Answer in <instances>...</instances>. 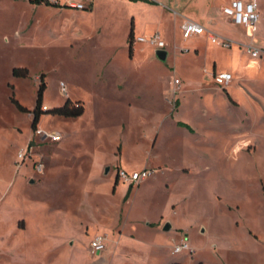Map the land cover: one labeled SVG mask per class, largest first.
I'll return each instance as SVG.
<instances>
[{
    "label": "rangeland",
    "instance_id": "rangeland-1",
    "mask_svg": "<svg viewBox=\"0 0 264 264\" xmlns=\"http://www.w3.org/2000/svg\"><path fill=\"white\" fill-rule=\"evenodd\" d=\"M25 1L0 0V264H102L110 254L114 264H264V68L240 73L252 81L234 99L198 82L214 57L218 67L232 52L253 60L246 29L207 26L232 49L177 32L165 60L152 61L146 42L131 59L111 45L119 38L50 37L45 23L56 32L60 17L45 16L30 43ZM68 100L83 114L54 115ZM145 168L153 174L140 184L118 178ZM96 234L108 238L104 255L90 251ZM183 240L192 252L175 254Z\"/></svg>",
    "mask_w": 264,
    "mask_h": 264
},
{
    "label": "crops",
    "instance_id": "crops-1",
    "mask_svg": "<svg viewBox=\"0 0 264 264\" xmlns=\"http://www.w3.org/2000/svg\"><path fill=\"white\" fill-rule=\"evenodd\" d=\"M14 1L18 0H13V2ZM230 1L231 0H91L90 8L85 11L62 8L43 2L33 3L31 0H26L24 3H27V5L31 7L33 13V16L28 17L26 21L27 25L31 26L28 29V39L30 43L31 38H36L37 36L35 33V26L41 24L43 20H45V16H48L49 18L60 17L62 21H60L59 28L56 32L53 31L54 29L51 27V21H49L51 23L48 25L45 23L50 37L54 36L55 33L59 31L62 36L68 38V40L79 37L80 46L86 45L91 39H94L97 36L100 38L103 36L112 37L113 39L119 38L118 40L113 41L111 45L117 44V46L128 48L129 57L133 59L136 56V53H139V50H144L143 48L135 49V46L138 45V37H147L159 33L162 40L166 43L164 49L166 50L168 45L171 44L170 38L172 34L178 32L179 35L181 34L183 37L181 25L185 19H191L200 24L207 23L205 27L208 26L211 29H223L227 25H233L232 21L222 12V8L227 6ZM255 1L258 4L260 15L258 31L256 34H252L248 28L244 27L248 33V38L241 41L244 43H242V45L251 44L262 50V56L254 58L247 51H244L253 59L244 63L241 62L242 60L238 58L236 53L232 52L229 55L230 61L222 63L224 65L223 67H218V62H221L219 59H216L215 57L212 58L208 63L207 68L203 67V69H200V78L198 82L201 88L205 86V84H214L215 74L229 72L232 74V81L226 86V88L229 91L230 98L234 99L236 88L240 87L242 82L252 81V78L245 79L240 73L244 69H256L257 71L263 70L264 61H260V63L258 59L264 58V0ZM217 5L219 10L215 9ZM37 11L41 13L43 16L42 18L35 15V12L37 13ZM68 42L70 43V41ZM234 44L229 49H232ZM182 46L183 45H181V47ZM147 49L150 52L151 60L155 61L158 58L155 54L158 49L152 46H147ZM180 53L186 56L192 54L197 57L200 54V48L198 46L191 49L182 47ZM178 80L180 81V79ZM178 85L181 87L182 81H180V84ZM173 86H177L175 81ZM183 93H185L184 90ZM121 98L122 97L120 96H116L113 100L117 102V100L122 101V99H125ZM160 117L162 120L164 117L176 120L178 123L176 125L178 127H180V123L184 122L174 115L164 113L163 108L160 111ZM255 147L257 148V146ZM127 172L131 173L137 171L127 170ZM148 228H150V226H148ZM151 229H156V227ZM117 242L120 246L125 241L121 238L120 240L118 239ZM107 244L109 247L108 239ZM106 251H104L102 255L106 254ZM100 260L102 261V264H114L115 258L113 257V254H110Z\"/></svg>",
    "mask_w": 264,
    "mask_h": 264
},
{
    "label": "built area",
    "instance_id": "built-area-1",
    "mask_svg": "<svg viewBox=\"0 0 264 264\" xmlns=\"http://www.w3.org/2000/svg\"><path fill=\"white\" fill-rule=\"evenodd\" d=\"M43 3L71 8L77 11H85L90 8L91 0H40ZM222 12L227 16L233 24L248 28L252 34H256L259 26V10L258 4L255 0L244 1V0H231L227 6L222 8ZM181 30L184 38H189L194 35L207 34L211 42L224 48H231L234 42L228 38L215 34L204 25L193 21L191 19H185L181 25ZM138 42H146L150 46L157 48L158 50H164L166 43L160 37L159 33L144 37H138ZM245 50L254 58L262 56V50L252 46L251 44L244 45ZM232 81V74L229 72H220L215 74V82L221 86H227ZM175 84H180L178 79L175 80ZM49 136V135H48ZM53 140H59V135L51 134ZM23 157V152L20 153ZM37 169L42 172L43 165H38ZM153 174V170L148 168L143 169L141 172H127L120 170L118 178H121L127 183H141ZM107 236L104 234H96L90 242V251L92 254H102L106 250ZM186 250L191 251V247L188 242L183 240L182 242L175 245L173 252L179 253ZM192 252V251H191Z\"/></svg>",
    "mask_w": 264,
    "mask_h": 264
},
{
    "label": "trees",
    "instance_id": "trees-1",
    "mask_svg": "<svg viewBox=\"0 0 264 264\" xmlns=\"http://www.w3.org/2000/svg\"><path fill=\"white\" fill-rule=\"evenodd\" d=\"M31 2L41 3L40 0H31ZM20 73H22L20 70L15 69L14 74H20ZM27 73H28L27 70H24L23 75L26 76ZM41 91H42V88L40 89L37 107H36L35 112H34L35 113V118H34V123H33L34 127H36V124H37L39 117H40V112H38V108H39L40 103H41V97H42ZM18 105L21 109H24L20 104H18ZM52 112L54 115H59V116L66 117V118H77L83 114L84 107L82 106V104L74 105L70 100H68L63 106L54 108L52 110Z\"/></svg>",
    "mask_w": 264,
    "mask_h": 264
},
{
    "label": "water",
    "instance_id": "water-1",
    "mask_svg": "<svg viewBox=\"0 0 264 264\" xmlns=\"http://www.w3.org/2000/svg\"><path fill=\"white\" fill-rule=\"evenodd\" d=\"M155 54L157 55V57L160 59V60H165L168 56V53L166 50H157L155 52ZM33 182V181H32ZM171 229V225L170 224H167L165 227H164V230L165 231H169Z\"/></svg>",
    "mask_w": 264,
    "mask_h": 264
}]
</instances>
